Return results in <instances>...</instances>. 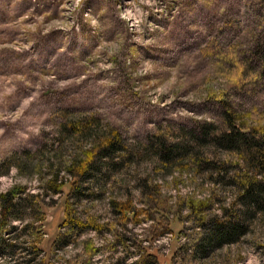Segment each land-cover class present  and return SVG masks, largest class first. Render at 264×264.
Wrapping results in <instances>:
<instances>
[{
	"label": "rangeland",
	"instance_id": "rangeland-1",
	"mask_svg": "<svg viewBox=\"0 0 264 264\" xmlns=\"http://www.w3.org/2000/svg\"><path fill=\"white\" fill-rule=\"evenodd\" d=\"M262 64L264 0H0V194L24 188L20 219L14 211L1 231L13 247L0 264H133L142 251L132 239L152 264H264L259 214L235 243L193 255L204 232L196 218L239 204L235 188L196 172L188 156L166 171L153 154L116 155L117 169L88 177L74 197L67 172L94 150L95 133L128 149L155 136L173 144L180 128L219 125L223 102L246 129L264 127ZM79 120L94 132L80 134ZM215 151L204 147L205 160L236 162ZM55 176L57 193L47 189ZM113 203L134 213L121 217ZM66 208L101 227L70 230Z\"/></svg>",
	"mask_w": 264,
	"mask_h": 264
},
{
	"label": "trees",
	"instance_id": "trees-1",
	"mask_svg": "<svg viewBox=\"0 0 264 264\" xmlns=\"http://www.w3.org/2000/svg\"><path fill=\"white\" fill-rule=\"evenodd\" d=\"M264 74V64H262ZM247 68L251 69L249 65ZM223 113L219 125L211 122H202L198 124L194 130H186L180 128L175 142L169 143L161 136L149 137L145 143H140L135 149H128L125 141L119 135H110L109 133H102V135L95 133L97 145L94 150L87 155L86 160L73 162L68 167V175L71 178L69 195L75 196L82 192V184L85 179L93 175L96 180L104 178L108 171L117 169L120 162H116V155L128 153V159L139 158V152L143 151V156L155 155L164 170L167 171L169 163L179 160L182 162L184 157L188 156L196 172L204 171L210 172V178L213 182L230 185L235 188V199L239 204V208L230 210L223 209L222 216L212 215L207 220L203 218H196L195 226L193 228L203 229L202 238L193 246L194 256H204L207 252L218 248L222 245H229L235 243L236 239L243 235L247 228L248 222L256 215H264V127L253 126L245 128L243 124L237 123V116L235 111L231 109L226 103L222 104ZM77 126L81 128V133L90 134V121L79 120ZM92 130V131H91ZM210 147L214 152L225 151L232 153L235 156L236 162L234 164L220 163L210 160H205L203 149ZM215 154V153H214ZM215 157V156H214ZM57 177L55 176L49 182L48 190L53 193L60 191V186L57 184ZM62 187V186H61ZM24 192V188L14 187L4 194H0V253L3 250L10 249L11 244L6 242L2 237V229L7 223V220L15 211L14 219L19 220L20 216L17 214L20 206L16 203ZM150 194V190H146ZM33 196L32 198H35ZM152 200H150L151 202ZM23 201L19 200V203ZM128 205V206H127ZM115 205L119 209V215L124 217L125 212L134 213V209L129 204ZM29 211L33 219H38L40 214V207L38 204L29 206ZM146 214V220H154V216L150 213ZM194 215L196 213H193ZM133 220H134V215ZM226 218V220H224ZM66 223L70 230H77L79 233L86 229L99 230L101 227L95 226L94 220H89L85 223H78L73 217V213L65 209ZM134 223H136L134 221ZM24 229L33 231L32 224L26 225ZM56 244L67 243V238L58 235ZM131 245L136 247L142 254L138 261L133 264H144V260L148 264H152L155 260L153 254L146 252L136 240H131ZM188 244H182L180 249L183 251L185 257L188 252ZM86 251H93L89 246ZM91 256V255H90ZM88 260L81 264H87ZM143 262V263H142ZM122 264V263H119Z\"/></svg>",
	"mask_w": 264,
	"mask_h": 264
}]
</instances>
